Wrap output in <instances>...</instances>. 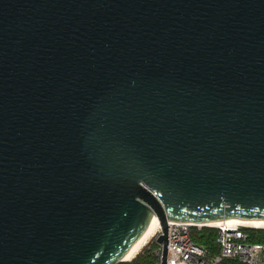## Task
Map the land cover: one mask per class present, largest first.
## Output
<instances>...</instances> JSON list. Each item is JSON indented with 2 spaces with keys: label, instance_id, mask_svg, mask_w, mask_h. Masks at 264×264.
<instances>
[{
  "label": "water",
  "instance_id": "95a60500",
  "mask_svg": "<svg viewBox=\"0 0 264 264\" xmlns=\"http://www.w3.org/2000/svg\"><path fill=\"white\" fill-rule=\"evenodd\" d=\"M264 221V0H0V264H118L148 227Z\"/></svg>",
  "mask_w": 264,
  "mask_h": 264
},
{
  "label": "built area",
  "instance_id": "2783aa9c",
  "mask_svg": "<svg viewBox=\"0 0 264 264\" xmlns=\"http://www.w3.org/2000/svg\"><path fill=\"white\" fill-rule=\"evenodd\" d=\"M192 227L202 226L185 222H167V248L165 264H264V243L251 241L250 233L243 228H216L215 250L210 251L190 237ZM160 234V227L157 234ZM157 244V243H156ZM156 260L161 264L162 247L154 249Z\"/></svg>",
  "mask_w": 264,
  "mask_h": 264
},
{
  "label": "trees",
  "instance_id": "16d2710c",
  "mask_svg": "<svg viewBox=\"0 0 264 264\" xmlns=\"http://www.w3.org/2000/svg\"><path fill=\"white\" fill-rule=\"evenodd\" d=\"M250 233L251 241L264 243V228H243ZM217 229L210 226H202L200 229L192 227L190 230V237L193 241L198 244L204 245L210 251L215 250V236ZM147 244V243H146ZM146 244L143 246L145 247ZM142 247V248H143ZM157 247L156 242L153 241L151 246L143 249L140 252V249L132 258L129 260L119 262L118 264H154L156 257L154 255V249ZM223 264H239L233 262H224Z\"/></svg>",
  "mask_w": 264,
  "mask_h": 264
},
{
  "label": "bare ground",
  "instance_id": "6f19581e",
  "mask_svg": "<svg viewBox=\"0 0 264 264\" xmlns=\"http://www.w3.org/2000/svg\"><path fill=\"white\" fill-rule=\"evenodd\" d=\"M200 226H210L214 228H228L234 229L237 227H250V228H264V221L256 220H240V219H225L218 220L214 222L205 223V225L198 224ZM159 229V222L155 216H152L148 227L140 235V237L135 241V243L130 247L128 252L124 255L123 260H129L132 258L145 244L146 241L151 240L152 237L157 234Z\"/></svg>",
  "mask_w": 264,
  "mask_h": 264
},
{
  "label": "rangeland",
  "instance_id": "374dc122",
  "mask_svg": "<svg viewBox=\"0 0 264 264\" xmlns=\"http://www.w3.org/2000/svg\"><path fill=\"white\" fill-rule=\"evenodd\" d=\"M153 241L155 242V238H151V240H147L146 241V246L145 247H143L141 250H140V252H142L143 251V249H145V248H148L149 246H151V244L153 243ZM155 248V247H154ZM156 249V248H155Z\"/></svg>",
  "mask_w": 264,
  "mask_h": 264
}]
</instances>
